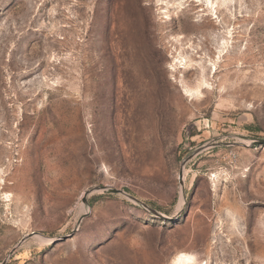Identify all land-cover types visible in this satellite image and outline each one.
I'll return each instance as SVG.
<instances>
[{
    "label": "rangeland",
    "instance_id": "1",
    "mask_svg": "<svg viewBox=\"0 0 264 264\" xmlns=\"http://www.w3.org/2000/svg\"><path fill=\"white\" fill-rule=\"evenodd\" d=\"M255 140L264 0H0V264H264Z\"/></svg>",
    "mask_w": 264,
    "mask_h": 264
},
{
    "label": "water",
    "instance_id": "2",
    "mask_svg": "<svg viewBox=\"0 0 264 264\" xmlns=\"http://www.w3.org/2000/svg\"><path fill=\"white\" fill-rule=\"evenodd\" d=\"M251 144H252L253 146H256V145H264V140H255V141L251 142ZM190 158H191V157H189L187 160L184 161L183 166L186 164V162H187ZM179 183H180L181 186L183 185V169H181V170H180V173H179ZM94 191H96V192H97V191H98V192H99V191H107V192H109V193H111V194H123V191H119V190H115V189H111V188H107V187H101V188H98V189H96V190H94ZM88 194H89V193H86V194L84 195V197L82 198V203H83V204L86 203ZM131 199H132L133 201L137 202L136 199H134V198H131ZM142 206H143L148 212H150L152 215H154V216H156V217H159V218H164V219H166V217H165L164 215H162V214L158 213L157 211H155V210H153V209L147 207L146 205H142ZM81 221H82V218L79 219L78 225L81 223ZM31 236H33V234L28 235V236L26 237V239H27V238H30ZM24 240H25V239H24ZM24 240H23V241H24Z\"/></svg>",
    "mask_w": 264,
    "mask_h": 264
},
{
    "label": "bare ground",
    "instance_id": "3",
    "mask_svg": "<svg viewBox=\"0 0 264 264\" xmlns=\"http://www.w3.org/2000/svg\"><path fill=\"white\" fill-rule=\"evenodd\" d=\"M227 35V34H226ZM226 37V36H225ZM222 45H223V47H222V49L223 50H225L226 49V46L228 45V42H227V37H226V40H224L223 41V43H222ZM224 52V51H223ZM128 100V99H127ZM139 104H141L140 102H139ZM139 105H137V106H135V110L136 111H138L139 110ZM142 116V113L141 112H137V117H138V119L140 118ZM140 120V119H139ZM144 129L142 128V126L140 125V127H139V134H140V138H141V134H142V131H143ZM143 137V136H142ZM182 258V257H181ZM181 260V259H180ZM184 260V259H183ZM182 260V261H183ZM188 260H189V258H188ZM185 261V260H184ZM187 262V261H186Z\"/></svg>",
    "mask_w": 264,
    "mask_h": 264
}]
</instances>
